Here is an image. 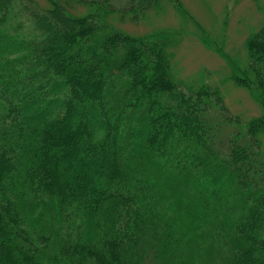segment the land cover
<instances>
[{
    "label": "trees",
    "instance_id": "trees-1",
    "mask_svg": "<svg viewBox=\"0 0 264 264\" xmlns=\"http://www.w3.org/2000/svg\"><path fill=\"white\" fill-rule=\"evenodd\" d=\"M0 0V264H264V115L173 79L162 0ZM84 7V15L73 9ZM13 31L14 33H12ZM239 83L264 111V25Z\"/></svg>",
    "mask_w": 264,
    "mask_h": 264
},
{
    "label": "rangeland",
    "instance_id": "rangeland-1",
    "mask_svg": "<svg viewBox=\"0 0 264 264\" xmlns=\"http://www.w3.org/2000/svg\"><path fill=\"white\" fill-rule=\"evenodd\" d=\"M23 1L12 9L11 23H20L19 33L28 36L34 30L21 8ZM33 1L48 7L46 0ZM86 12L84 7L73 9L74 15ZM105 22L131 36L164 33L175 82L186 89L206 83L217 88L225 107L240 120L232 129L246 130L251 120L264 115L256 94L239 83L248 64V36L264 25V0H162L137 21L116 14ZM258 137L264 150V134Z\"/></svg>",
    "mask_w": 264,
    "mask_h": 264
}]
</instances>
